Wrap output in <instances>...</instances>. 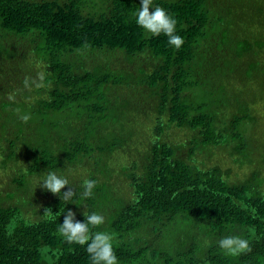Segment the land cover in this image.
<instances>
[{
	"label": "trees",
	"instance_id": "obj_1",
	"mask_svg": "<svg viewBox=\"0 0 264 264\" xmlns=\"http://www.w3.org/2000/svg\"><path fill=\"white\" fill-rule=\"evenodd\" d=\"M140 6L0 0V264H91L57 231L69 210L104 216L119 264H264V0H153L178 50Z\"/></svg>",
	"mask_w": 264,
	"mask_h": 264
},
{
	"label": "clouds",
	"instance_id": "obj_2",
	"mask_svg": "<svg viewBox=\"0 0 264 264\" xmlns=\"http://www.w3.org/2000/svg\"><path fill=\"white\" fill-rule=\"evenodd\" d=\"M150 8H154V10L150 11ZM136 23L151 36L163 34L168 38V44L177 50L184 43L183 38L176 34V19L169 15L162 7H153V0H141L140 9L136 13ZM40 67L41 65L38 63L37 68ZM23 85L29 91L33 87L41 89L49 86L45 84V73L43 71H38L35 79L29 80L26 78L23 81ZM8 100L15 102V95L9 93ZM19 119L27 123L31 119V116L29 114L19 115ZM39 186L54 195H60L65 201L70 200L74 195L68 178L59 176L55 172L47 173ZM66 186H70L68 191L62 193V189ZM82 186L84 188L83 197H91L93 189L96 187V181L84 179ZM84 217V222H80L76 220L75 213L69 210L64 215L63 223L57 229L58 233L70 244L86 245V252L90 257L91 264H119L114 251V234L106 231H92V229H97L105 223L104 216L96 212L88 214L85 211ZM218 245L226 255L230 256H238L251 251L249 241L239 236H226L219 240Z\"/></svg>",
	"mask_w": 264,
	"mask_h": 264
},
{
	"label": "rangeland",
	"instance_id": "obj_3",
	"mask_svg": "<svg viewBox=\"0 0 264 264\" xmlns=\"http://www.w3.org/2000/svg\"><path fill=\"white\" fill-rule=\"evenodd\" d=\"M164 241H167V240H164ZM168 242V241H167Z\"/></svg>",
	"mask_w": 264,
	"mask_h": 264
}]
</instances>
